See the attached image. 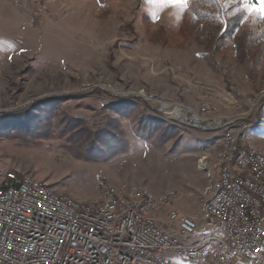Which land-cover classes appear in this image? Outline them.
<instances>
[{
  "label": "rangeland",
  "instance_id": "1",
  "mask_svg": "<svg viewBox=\"0 0 264 264\" xmlns=\"http://www.w3.org/2000/svg\"><path fill=\"white\" fill-rule=\"evenodd\" d=\"M190 7L182 11L165 0H0V119L39 109L43 101H57L60 114L53 135L41 141L0 136V167L79 201L101 200L107 185H137L155 195L193 191L175 209L197 215L210 185L199 161L216 153L223 131L197 118L193 125L206 130L175 123L190 130L179 142L149 137L138 130L142 115L154 110L174 122L146 97L184 105L201 119L248 126L245 141L264 149V65L242 58L232 43L219 47L224 27L199 21ZM111 103L131 108L130 117L119 119L126 152L90 160L75 152L81 143L64 146L60 121L71 115L92 125L107 122L117 117L100 115ZM205 104L212 116L202 114ZM162 221L168 225L166 215ZM203 232L201 223L192 238ZM167 261L192 264L176 256Z\"/></svg>",
  "mask_w": 264,
  "mask_h": 264
},
{
  "label": "built area",
  "instance_id": "2",
  "mask_svg": "<svg viewBox=\"0 0 264 264\" xmlns=\"http://www.w3.org/2000/svg\"><path fill=\"white\" fill-rule=\"evenodd\" d=\"M146 98L174 123L195 127L187 121L192 117L223 131L216 153L199 161L210 185L198 214L175 209L193 191L155 195L137 185H107L101 200L79 201L0 167V264H170L168 256L192 264H264V149L245 141L248 126ZM201 112L214 110L205 104ZM201 223L205 232L193 239Z\"/></svg>",
  "mask_w": 264,
  "mask_h": 264
},
{
  "label": "trees",
  "instance_id": "3",
  "mask_svg": "<svg viewBox=\"0 0 264 264\" xmlns=\"http://www.w3.org/2000/svg\"><path fill=\"white\" fill-rule=\"evenodd\" d=\"M190 8L199 21H207L208 24L214 22L224 27L221 40L218 42L219 47H221V41L232 43L239 52L243 53L242 58L249 59L257 65H264V21L259 18H249L247 13L243 12L241 4L228 3L226 0H191ZM39 104L41 105L39 109L15 113L11 118L9 116L1 118L0 136L29 145L53 135L49 131L60 115L57 101H43ZM117 105L119 106V104L111 103L102 107L101 110L104 109V112L100 113L101 116L106 114L104 116L106 118L107 113L117 116L110 117L107 122L100 119L98 124L92 125L88 120L71 115L68 116L67 121H60L58 128L65 133L61 138L65 140L64 146L77 149L78 144L73 145L70 142L81 143L82 148L75 152L90 160L112 158L126 152L129 143L127 139H124L123 130H119V119L130 117L131 108L129 104H124L122 108H112ZM138 122V130L149 137L174 139L178 142L183 137L181 132L189 130L166 120L154 110H151L148 115H142ZM189 139H192L191 134Z\"/></svg>",
  "mask_w": 264,
  "mask_h": 264
},
{
  "label": "snow or ice",
  "instance_id": "4",
  "mask_svg": "<svg viewBox=\"0 0 264 264\" xmlns=\"http://www.w3.org/2000/svg\"><path fill=\"white\" fill-rule=\"evenodd\" d=\"M165 2L182 11L188 9L191 0H165ZM228 3L243 4V12L250 17H258L264 21V0H226Z\"/></svg>",
  "mask_w": 264,
  "mask_h": 264
},
{
  "label": "bare ground",
  "instance_id": "5",
  "mask_svg": "<svg viewBox=\"0 0 264 264\" xmlns=\"http://www.w3.org/2000/svg\"><path fill=\"white\" fill-rule=\"evenodd\" d=\"M187 120V119H186ZM197 118L189 117L187 121H190L192 124L196 123ZM201 123V122H200Z\"/></svg>",
  "mask_w": 264,
  "mask_h": 264
}]
</instances>
